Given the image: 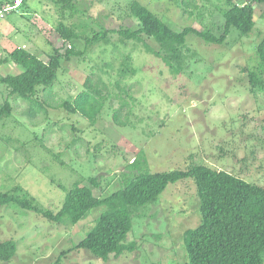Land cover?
<instances>
[{
    "label": "rangeland",
    "instance_id": "rangeland-1",
    "mask_svg": "<svg viewBox=\"0 0 264 264\" xmlns=\"http://www.w3.org/2000/svg\"><path fill=\"white\" fill-rule=\"evenodd\" d=\"M74 1L77 12L67 10L61 18L55 0H25L0 21V76L20 73V66L6 61L15 48L45 62L55 49L64 54L67 44L55 32L60 21L81 37L53 84L34 96H9L0 83V105L7 100L12 108L0 119V192L20 187L41 209L56 213L75 182L87 185L96 177L93 195L103 198L122 187L125 174L186 170L190 164L264 187V94L252 93L246 77L264 33V4H252L255 27L247 37L231 29L224 44L214 45L187 36L175 73L146 49L143 43L153 51L158 46L144 35L142 43L111 34L89 45L83 37L133 29L132 1L173 30L219 35L224 0ZM83 92L100 102L93 121L69 108ZM133 161L137 168L130 169ZM102 210L92 209L72 226L14 205L0 207V243L16 244L15 256L0 264H185L182 234L201 219L194 182L186 178L168 184L155 202L131 208L125 242L136 241L135 251L107 260L84 249L69 251Z\"/></svg>",
    "mask_w": 264,
    "mask_h": 264
},
{
    "label": "trees",
    "instance_id": "trees-1",
    "mask_svg": "<svg viewBox=\"0 0 264 264\" xmlns=\"http://www.w3.org/2000/svg\"><path fill=\"white\" fill-rule=\"evenodd\" d=\"M12 1L0 0V9L4 3ZM242 1L224 0L226 9L221 12L223 24L219 35L211 29L198 31L186 27L173 30L138 1H132L129 10L137 26L133 29H100L91 38L84 36L83 40L89 45L116 34L123 41L142 43L144 35L158 46L153 51L143 43L146 49L177 73L184 61L187 36L193 35L208 44L222 45L231 29H235L241 37L250 35L255 27L252 4H264V0H250L246 4H241ZM55 5L61 18L67 10L71 15L77 12L74 0H55ZM55 32L67 44V48L64 54L55 49L47 62L20 47L8 54L6 61L21 68L16 75L0 76V83L8 88L9 96L27 99L34 96L39 88L51 86L61 61H69L75 55V44L81 38L77 30L60 21ZM254 54L256 65L248 70L247 83L252 93L264 94V33ZM100 107V102L92 94L83 92L69 108L93 121ZM11 112V105L4 101L0 105V119ZM134 162L130 169L137 168ZM123 177L122 187L103 198L93 195L92 189L99 188L96 177H89L87 185L75 182L68 191L65 190L63 204L56 213L41 209L35 199L20 187L11 192H0V207L14 205L35 212L51 223H69L72 226L84 220L92 209L102 207L93 226L69 251L84 249L94 258L118 259L137 248L136 241L125 242L132 228L131 208H142L153 203L168 184L192 178L201 219L196 228L182 234L185 264H264V187L201 164H190L186 170L160 173L137 171ZM15 254L16 244L13 241L0 243L2 262H8Z\"/></svg>",
    "mask_w": 264,
    "mask_h": 264
},
{
    "label": "built area",
    "instance_id": "built-area-1",
    "mask_svg": "<svg viewBox=\"0 0 264 264\" xmlns=\"http://www.w3.org/2000/svg\"><path fill=\"white\" fill-rule=\"evenodd\" d=\"M23 1L24 0H13L12 3L3 6L0 9V21L3 20L9 13L17 11Z\"/></svg>",
    "mask_w": 264,
    "mask_h": 264
},
{
    "label": "water",
    "instance_id": "water-1",
    "mask_svg": "<svg viewBox=\"0 0 264 264\" xmlns=\"http://www.w3.org/2000/svg\"><path fill=\"white\" fill-rule=\"evenodd\" d=\"M250 0H243L241 4H246L248 3Z\"/></svg>",
    "mask_w": 264,
    "mask_h": 264
},
{
    "label": "crops",
    "instance_id": "crops-1",
    "mask_svg": "<svg viewBox=\"0 0 264 264\" xmlns=\"http://www.w3.org/2000/svg\"><path fill=\"white\" fill-rule=\"evenodd\" d=\"M8 3V2H7ZM10 3V2H9ZM6 4V3H5Z\"/></svg>",
    "mask_w": 264,
    "mask_h": 264
}]
</instances>
